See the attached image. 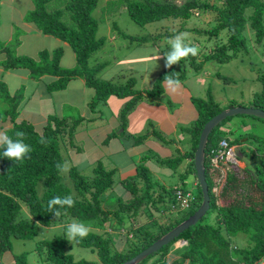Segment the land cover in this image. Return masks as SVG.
<instances>
[{
	"label": "trees",
	"instance_id": "1",
	"mask_svg": "<svg viewBox=\"0 0 264 264\" xmlns=\"http://www.w3.org/2000/svg\"><path fill=\"white\" fill-rule=\"evenodd\" d=\"M54 1L56 0H34V8L26 20L36 25L42 34L53 36L70 45L76 55V65L71 69L61 65L64 53L62 49L52 54L43 51L35 60L23 56L11 57L7 54L10 52L5 48L0 49V53L5 55L1 65L6 71L24 68L36 82L42 81L49 75L52 78L46 84V92L49 94L65 90L72 81L83 80L86 87L94 90L96 94L95 102L89 104V111L93 114L88 119L89 122L96 121V104L107 103L111 97H116L125 101L121 118L123 125L126 126L128 115L138 103L146 98L152 99L158 96L164 81L173 79L182 83L186 79V70L176 73L171 66L158 78L152 90H136L135 80L132 79L123 86L114 85L110 81H101L98 74L105 68L106 63L90 66V60L104 45L103 38L98 37L99 27L94 17L100 0H66L61 3L60 9L57 7L50 10L48 5ZM126 2L130 17L135 23L143 26L159 21H169L168 23L172 25L179 20L187 21L194 15L209 17V23L213 24L210 29L194 28L192 31L217 39L225 31L227 39L214 50L216 52L207 55L208 58H216L223 62L238 53L250 51L251 47L258 51L264 50V0H184L182 3L177 0H127ZM167 28L169 29L168 26ZM251 35L254 36V46L250 43ZM145 42L147 41L144 40L143 43ZM190 57L192 66L202 67V63L196 61V56L190 55ZM258 78L262 82V89L260 93L255 94L254 101L248 108L264 110V74L259 75ZM12 93L5 83L0 82V99L8 103V109L4 112L11 124L6 132L13 138H17V133H23L22 139L30 145L31 152L24 160L15 163L7 158H0V254L12 252L13 239L24 241L35 239L41 227L50 228L58 224L78 221L89 225L91 231L87 237L75 243L97 251L99 257V262L85 259L77 261L68 251L71 242L65 235L38 242L36 252L43 264H124L195 214L203 201V192L194 162L201 133L206 123L213 117L226 109L238 107L236 104H231L230 107L222 108L212 99L198 102V118L192 129L188 131L192 141L191 147L170 162L175 170L184 162L188 163L179 173L180 181L177 186L169 188L163 183L156 182L152 169L148 166L147 155L137 163L136 174L121 179L117 184L118 187H116L114 171H107L100 162L95 169V175L91 177L84 176L78 167L72 166L68 171L71 182L69 185L64 182V172L57 167L66 163L61 151V141L68 134H73L85 120L82 117H61L58 113H53L49 115L43 130L39 131L33 123L20 120L21 105L24 102L22 97L25 95L23 89ZM4 116L0 112V121L6 122ZM249 117L264 121L254 116ZM232 119L233 117L223 121L213 131L206 150V176L211 195V209L208 213L211 211L215 213L216 223L212 225L204 222L205 217H203L196 226L183 232L170 245L148 257L141 264H170L167 260L169 248L178 242H186V245L182 247V261L173 264H259L264 260V164L260 165L261 167L256 166L255 170H250L252 168L248 167L246 162L248 148L243 144L246 139L241 142L238 138L232 139L228 134L220 133L221 126ZM113 136L118 134L115 132ZM111 137L108 138V142L111 141ZM223 141L227 142L228 148L235 146L239 148L242 155L239 163L246 164L244 169H240L239 163L226 161L225 163L230 165L228 168L223 162L217 166L212 165V160ZM222 166L225 167L227 175L223 194L226 191L228 193L232 190L237 191L239 181L235 171L239 168L247 174L250 184L260 195L258 201L250 198L252 203L259 205L258 209L251 210L248 206L246 210L242 199L236 204L224 206L217 204L214 174L223 171ZM191 176L194 177L192 183L188 181ZM41 183H43L42 191L39 189ZM141 184L144 186L140 187ZM156 186L160 192L155 196ZM116 188L117 208L106 209L104 197ZM196 188L197 193H195ZM180 189L184 195L191 193L196 200L191 208L180 212L182 214L179 217H170L168 214L171 207L177 204V191ZM69 195L73 198L74 204L71 207L60 208V216L55 217L49 210L48 202L53 197ZM240 195L241 192L237 194L239 198L242 197ZM169 199L172 203L168 205ZM152 207L161 214V221L157 220L156 223L154 219V226H141L131 232L134 230L132 226L134 227L135 220L148 208L151 211ZM25 208L28 215L24 216ZM128 224H131V227ZM125 229H130L131 233ZM115 232L120 236L116 244L112 237V233ZM241 234L247 235V241L251 243L249 246H244L239 240ZM15 263L29 264L25 254L15 257Z\"/></svg>",
	"mask_w": 264,
	"mask_h": 264
},
{
	"label": "rangeland",
	"instance_id": "2",
	"mask_svg": "<svg viewBox=\"0 0 264 264\" xmlns=\"http://www.w3.org/2000/svg\"><path fill=\"white\" fill-rule=\"evenodd\" d=\"M0 1H7L1 2L0 5L1 21L5 19L19 21L20 14L16 12V9L22 15L29 11L27 12L28 16L34 6V0H29L27 3L26 0ZM65 1L56 0L50 3L48 8L50 10L57 7L60 9L61 3ZM177 1L182 3L184 0ZM125 2L123 0H100L94 12L99 27L98 37L103 38L104 45L92 57L90 66L95 67L106 63L105 68L98 74L101 81H110L114 85L123 86L132 79L135 80L134 88L136 90H152L158 78L168 68L164 52L170 48V41L179 34L185 35V43L199 49L196 61L202 63L200 68L192 66L189 55L180 63L173 65L176 73L181 70L187 71L186 79L171 87L168 86L167 81H164L162 91L158 96L152 99L146 98L138 103L137 107L128 115L126 126L123 125V118H121L125 101L116 97H111L107 103L96 104V121H88L93 115L89 111V104L95 102L96 94L94 90L87 89L81 80L72 81L63 91L49 94L46 92V84L52 79L49 75L45 76L42 81L36 82L30 77L29 71L24 68L6 71L1 65V62L5 60V55H0V82L5 83L11 93L13 92L12 94L23 89L25 95L22 97L24 102L21 105L19 117L33 123L39 131L43 130L49 115L53 113H58L61 117H82L85 120L73 134H68L61 141V151L70 168L76 166L84 176L91 177L95 175L97 166L102 163L107 171H114V179L116 187H118L119 181L135 173L137 163L147 155L149 156L147 163L152 169L156 182L173 187L180 181L179 173L183 171V164L175 170L170 162L183 155L191 147L192 141L188 131L192 129L198 118V102L212 99L222 108L230 107L231 104L244 108L250 107L255 94L260 93L262 89V82L258 77L264 74V50L258 51L251 47L250 51L238 53L223 62L216 58H208L207 55L216 52L214 50L218 49L220 44L225 43L227 39L225 31L220 34L218 39L192 31L194 28L210 29L213 24L209 23V17L194 15L187 21H177L172 24L174 26L168 23L169 21H159L143 26L135 23L130 17L127 2ZM1 21L0 49H7L10 52L7 54L11 57L23 56L37 60L43 51L52 54L56 50L62 49L64 53L61 65L66 69H71L76 65V55L70 45L56 41V39L34 38V40L42 42L38 48L28 50L27 40L19 36V32H24V30L18 26L13 33L10 30L6 31L3 28L4 23L2 25ZM11 35L12 40H10ZM253 37L251 35V45H253ZM22 40L23 46L21 47ZM144 40L147 42L143 43ZM31 41H33L32 36L29 37L28 42ZM157 53L160 55L158 56ZM3 101L0 99V112L5 115L6 122H10L4 112L8 109V103ZM118 125L120 127L116 128ZM110 131L122 135L116 138L120 144L124 145L125 150L116 141V143L109 141L104 144L106 138L111 136L105 133ZM220 133H226L232 139L238 138L241 142L246 139L243 144L248 148V150L246 149V162L248 167L252 168H249L250 170H255L256 166L261 167L260 165L264 164V121L249 116L245 118L235 116L226 125L221 126ZM102 137L104 138L100 140ZM224 166L228 168L230 165L225 163ZM224 166H222L223 171L219 169V173L214 174L215 192L218 196L217 204L220 206L231 205L242 199L245 202L246 210H248V206L251 210L258 209L259 205L256 206L255 203H252L250 198L258 201L260 195L250 184L247 174L240 170L244 169L246 164L241 162L240 169L236 168L238 188L237 191L232 190L229 193L226 191L227 195L223 194L227 180ZM64 182L71 185L68 172H64ZM143 186V184L140 185V187ZM188 187L190 186L188 185ZM155 188L157 190L158 187ZM39 189L42 191L43 183L39 185ZM158 192L160 190L155 191L154 195H159ZM240 192L242 197L239 198L237 194ZM195 193H197V188ZM104 200L106 209H116L118 205L117 188L110 191ZM167 204H171L170 199L167 200ZM154 208L151 211L148 208L142 212L140 217L135 220L134 227L132 226L134 230L131 232L141 226H154V219L156 223L161 221V214ZM182 211L185 212L180 209L173 216L179 217ZM23 215H28L26 208ZM204 222L215 224V213L213 211L208 213ZM64 225L65 223L50 228L41 227L38 236L32 240L13 239L12 252L0 254V264H16L15 257H21L24 254L27 256L29 264H43L38 259L39 255L36 252L38 242L43 239L65 236ZM128 226L131 227V224ZM129 230L126 231L130 232ZM112 237L116 244L120 237L119 234L112 233ZM239 240L242 244L244 243V246L251 244L249 240L247 241V235H239ZM179 244H173L169 248V254ZM68 251L74 255L77 261L85 259L99 262L97 251L81 247L75 242H71Z\"/></svg>",
	"mask_w": 264,
	"mask_h": 264
},
{
	"label": "clouds",
	"instance_id": "3",
	"mask_svg": "<svg viewBox=\"0 0 264 264\" xmlns=\"http://www.w3.org/2000/svg\"><path fill=\"white\" fill-rule=\"evenodd\" d=\"M198 52H199V49L197 47L190 46L189 44L185 43L184 34L176 35L170 41V48L164 52V58L166 60V65L170 68L171 66L180 63L182 59L188 57L189 55L193 57L197 56ZM157 55L159 56L160 53H157ZM177 83L178 82L173 79H169L167 81V84L170 87ZM22 137H23V133H17V138H13L6 131H0V158H7L13 161L14 163L17 161L24 160L27 157V155L31 152V147L30 145L26 144L23 141ZM232 148H234L235 151L237 149V147H232ZM231 163H235V164L239 163L237 152H236V161L231 162ZM57 167L62 172H65V173L68 172L70 169V165L68 163H65L63 165H57ZM73 204H74V201L70 195L65 196V197L56 196V197H53L48 202V207H49L50 212L54 214L55 217L58 218L60 216V208L64 206L71 207ZM56 206H59V207H56ZM174 206H177V204L171 207V210L168 215H173L177 213L178 210L181 209L178 206L176 209H174L173 208ZM64 229H65L67 240L69 242H79L80 239H83L88 236L89 231H90V226L84 222L73 221L71 223L65 224ZM178 243H182V242H178Z\"/></svg>",
	"mask_w": 264,
	"mask_h": 264
},
{
	"label": "water",
	"instance_id": "4",
	"mask_svg": "<svg viewBox=\"0 0 264 264\" xmlns=\"http://www.w3.org/2000/svg\"><path fill=\"white\" fill-rule=\"evenodd\" d=\"M247 115L254 116L264 120V110L258 108H244V107H234L222 111L220 114L209 120L200 136V141L198 148L195 152V169L197 172V178L203 192V201L200 208L189 217L186 221L182 222L172 231L164 235L162 238L153 243L149 248L145 249L139 253L134 258L128 260L124 264H141L148 257L161 251L165 246L170 245L173 241L180 237V235L186 230L193 226H196L202 219L207 215L211 209V195L209 190V185L206 176V150L209 143L210 135L213 131L225 120L231 117ZM241 157V156H239ZM186 243V242H185Z\"/></svg>",
	"mask_w": 264,
	"mask_h": 264
},
{
	"label": "crops",
	"instance_id": "5",
	"mask_svg": "<svg viewBox=\"0 0 264 264\" xmlns=\"http://www.w3.org/2000/svg\"><path fill=\"white\" fill-rule=\"evenodd\" d=\"M11 1H14V0H11ZM1 2L2 1H0V5H1ZM5 2H7V1H3L2 3H5ZM27 2H29V0H26V3ZM33 8H34V6H33ZM33 8L31 9V10H33ZM30 10V9H29ZM30 10V11H31ZM16 12H18L19 14H20V20L18 21L17 19V21H8L7 19H5V20H0L1 21V24L3 25V23H4V25H3V28L6 30V31H8V30H10L12 33H13V31H15V29L19 26L20 28H22L23 30H24V32L23 31H20L19 33V36H20V38H22V39H26L27 40V42H26V45H29L27 48H28V50H33V49H36V48H38L39 46H40V42H42L41 40L40 41H37V40H34V38H38V39H43V38H45V39H56V41H59V42H62V43H65V42H63V41H61V40H59V39H57V38H55V37H53V36H49V35H44V34H42L39 30H38V28L36 27V25H34V24H32V23H29L27 20H26V16H27V12H29V11H27L24 15H22L20 12H19V10L18 9H16ZM29 32V33H28ZM17 34H18V32H17ZM17 34H15V35H17ZM30 36H32L33 37V41H31V42H28V40H29V37ZM13 38H12V35H11V37H10V40H12ZM65 44H67V43H65ZM23 46V40H22V42H21V47ZM0 55L2 56V55H4L3 53H0ZM81 81H83V80H81ZM83 83H84V85H85V82L83 81ZM86 86V85H85ZM87 89H89L88 87H86ZM120 100V99H119ZM122 101H124V100H122ZM125 103V102H124ZM124 105V104H123ZM20 120H26V119H20ZM11 127V124L9 123V122H2V121H0V131H6L8 128H10ZM120 127V125H118V127H116V128H119ZM115 131V130H114ZM113 132V131H112ZM111 131L109 132V133H105L106 135L107 134H110L112 137H111V141L112 142H114V143H116V142H118V138H116V137H120V135H118V136H113V134L115 133V132H113L112 133ZM112 133V134H111ZM104 134V135H105ZM122 136V135H121ZM106 137V136H105ZM104 137H102L100 140H102ZM108 138L109 137H107L106 138V140H105V142H104V144H106L107 142H108ZM114 138V139H113ZM116 138V139H115ZM110 141V142H111ZM116 141V142H115ZM119 143V145L125 150V147H124V145L123 144H120V142H118ZM108 146H111V145H108ZM236 152H237V156H238V158H240V159H242V155H241V151L237 148L236 149ZM239 156H241V157H239ZM227 162V161H226ZM241 163V162H240ZM239 163V164H240ZM188 165V163L187 162H184L183 163V170H184V168L186 167ZM136 174V170H135V173H133L132 175H130V176H134ZM130 176H127V177H125V178H128V177H130ZM125 178H123V179H125ZM194 177L193 176H191L190 178H189V182L190 183H192L193 181H194V179H193ZM179 184V183H178ZM177 186V185H176ZM180 186V185H179ZM170 188V187H169ZM174 215V214H173ZM173 215H170V217H173ZM176 215V214H175ZM184 245H186L185 243H180L179 245H177V247L175 248V250H173V252L172 253H170V254H168V257H167V260H169V262H170V264H173V263H175V262H177V261H182V252H181V250H182V247L184 246Z\"/></svg>",
	"mask_w": 264,
	"mask_h": 264
},
{
	"label": "built area",
	"instance_id": "6",
	"mask_svg": "<svg viewBox=\"0 0 264 264\" xmlns=\"http://www.w3.org/2000/svg\"><path fill=\"white\" fill-rule=\"evenodd\" d=\"M234 162L236 161V151L234 148H228V144L226 141L221 142L220 149L217 152L215 158H213L212 165H218L220 162ZM196 198L191 194L188 193L187 195L183 194V191L178 190L177 191V206L181 209H189L192 206V203L195 202ZM177 206H174L173 208L176 209ZM260 264H264V261Z\"/></svg>",
	"mask_w": 264,
	"mask_h": 264
}]
</instances>
